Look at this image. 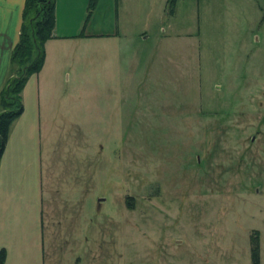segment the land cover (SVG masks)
Segmentation results:
<instances>
[{"label": "rangeland", "instance_id": "1", "mask_svg": "<svg viewBox=\"0 0 264 264\" xmlns=\"http://www.w3.org/2000/svg\"><path fill=\"white\" fill-rule=\"evenodd\" d=\"M89 1L54 61L45 264H251L256 236L264 264V0Z\"/></svg>", "mask_w": 264, "mask_h": 264}, {"label": "crops", "instance_id": "2", "mask_svg": "<svg viewBox=\"0 0 264 264\" xmlns=\"http://www.w3.org/2000/svg\"><path fill=\"white\" fill-rule=\"evenodd\" d=\"M54 0V37L44 45L41 71L30 76L22 91L23 112L14 122L0 160V251L4 264H45L43 243V141L52 126L60 99L56 73L66 51L84 46L95 34L79 15L66 12L73 0ZM126 0H99L100 3ZM25 0H0V90L10 72V56L18 42ZM104 36V35H99ZM63 96V95H62ZM73 98V97H72Z\"/></svg>", "mask_w": 264, "mask_h": 264}, {"label": "trees", "instance_id": "3", "mask_svg": "<svg viewBox=\"0 0 264 264\" xmlns=\"http://www.w3.org/2000/svg\"><path fill=\"white\" fill-rule=\"evenodd\" d=\"M98 0H90L88 11ZM176 0H169L172 6ZM88 15L90 16V13ZM86 25V24H85ZM54 0H25L19 39L10 56V72L0 90V160L14 122L23 112L22 91L30 76L38 74L44 64L45 43L54 37ZM251 264H259V243L251 237ZM5 251H0V264H4Z\"/></svg>", "mask_w": 264, "mask_h": 264}]
</instances>
